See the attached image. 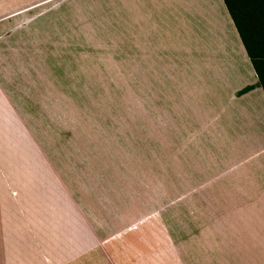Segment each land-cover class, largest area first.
Wrapping results in <instances>:
<instances>
[{
	"label": "crops",
	"instance_id": "crops-1",
	"mask_svg": "<svg viewBox=\"0 0 264 264\" xmlns=\"http://www.w3.org/2000/svg\"><path fill=\"white\" fill-rule=\"evenodd\" d=\"M73 3L0 0V264H103L107 256L102 222L90 220L89 206L99 202L85 193L86 170L52 155L47 128L58 96L44 82L68 80L59 54L67 57L74 14H85L78 4L70 17ZM89 4L99 31H112L120 45L125 38L116 52L145 70L168 147L185 152L178 174L193 155L194 178L209 184L212 262L264 264V92L223 0ZM243 149L253 151L235 156ZM92 180L100 186L98 174Z\"/></svg>",
	"mask_w": 264,
	"mask_h": 264
},
{
	"label": "rangeland",
	"instance_id": "rangeland-1",
	"mask_svg": "<svg viewBox=\"0 0 264 264\" xmlns=\"http://www.w3.org/2000/svg\"><path fill=\"white\" fill-rule=\"evenodd\" d=\"M88 1L69 5L70 17L79 4L87 18L74 14L68 21L73 40L68 38L67 57L59 54L61 67L68 60V80L44 83L58 96L51 128L47 125L51 153L56 157L59 151L86 170L85 193L99 202V209L89 206V215L91 221L100 219L102 238L110 239L103 264H215L204 197L209 184L194 178L193 155L183 157L184 176L178 174L182 149L168 147L170 134L163 131L161 105L145 70L130 67L128 52H116L124 49L125 38L120 45L112 31H99L96 5ZM136 74L139 80H133ZM252 151L236 150L235 156ZM97 174L100 188L92 180Z\"/></svg>",
	"mask_w": 264,
	"mask_h": 264
},
{
	"label": "trees",
	"instance_id": "trees-1",
	"mask_svg": "<svg viewBox=\"0 0 264 264\" xmlns=\"http://www.w3.org/2000/svg\"><path fill=\"white\" fill-rule=\"evenodd\" d=\"M264 92V0H223ZM252 88L245 86L241 95Z\"/></svg>",
	"mask_w": 264,
	"mask_h": 264
}]
</instances>
